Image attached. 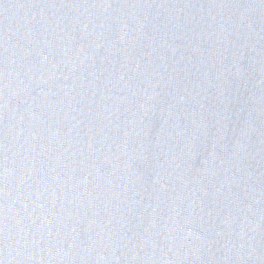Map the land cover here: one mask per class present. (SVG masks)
Returning a JSON list of instances; mask_svg holds the SVG:
<instances>
[{"label": "water", "instance_id": "95a60500", "mask_svg": "<svg viewBox=\"0 0 264 264\" xmlns=\"http://www.w3.org/2000/svg\"><path fill=\"white\" fill-rule=\"evenodd\" d=\"M0 264H264V0H0Z\"/></svg>", "mask_w": 264, "mask_h": 264}]
</instances>
